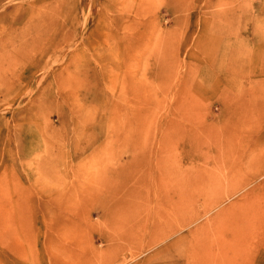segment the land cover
Masks as SVG:
<instances>
[{
    "label": "rangeland",
    "instance_id": "1",
    "mask_svg": "<svg viewBox=\"0 0 264 264\" xmlns=\"http://www.w3.org/2000/svg\"><path fill=\"white\" fill-rule=\"evenodd\" d=\"M0 264H264V0H1Z\"/></svg>",
    "mask_w": 264,
    "mask_h": 264
},
{
    "label": "bare ground",
    "instance_id": "2",
    "mask_svg": "<svg viewBox=\"0 0 264 264\" xmlns=\"http://www.w3.org/2000/svg\"><path fill=\"white\" fill-rule=\"evenodd\" d=\"M0 1H1V0H0ZM99 143H100V141L95 140L93 143L89 144V148H88V150L93 149V148L96 147ZM85 151H86V150H84V152H85ZM103 216H104V217H107V213H106L105 211H104ZM190 223H193V222H190ZM190 223H189V224H190ZM187 226H190V225H187ZM182 229H183V228L177 230L176 232L178 233V232H180ZM101 234H102V235H101V239L106 237V235H105L104 233H101Z\"/></svg>",
    "mask_w": 264,
    "mask_h": 264
}]
</instances>
